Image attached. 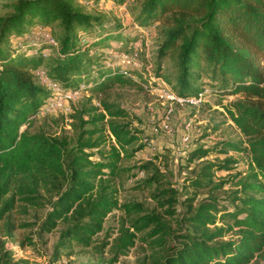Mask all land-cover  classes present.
<instances>
[{"label":"trees","instance_id":"obj_1","mask_svg":"<svg viewBox=\"0 0 264 264\" xmlns=\"http://www.w3.org/2000/svg\"><path fill=\"white\" fill-rule=\"evenodd\" d=\"M79 1L17 0L10 13L0 15V219L14 208L16 195L41 208L47 204L41 188L54 193L38 225V233H48L60 221L66 223L50 264L58 261L72 243L91 246L93 237L103 230L105 217L115 209L124 218L112 243L110 263L134 245L136 233L152 229L142 240L156 234L151 243L158 244L170 233L161 217L141 202H118L114 179L131 171L121 161L146 147L145 143L134 146L141 130L117 120L129 115L124 108L102 102L108 118L103 113L93 114L89 121L92 127L80 132L73 145L65 137L28 131L30 120L52 95L37 81L35 70L43 69L65 90L81 84L99 89L106 81L127 80L125 75L132 70L114 65L113 58L105 54L133 53L138 38L132 28L105 30L104 18L84 12ZM136 11L135 22L141 28L160 20L168 25L157 57L160 61L167 55L174 56L180 73L175 84L159 72V67L155 75L171 85L172 93L183 97L204 93L205 88L195 82L197 72L208 69L211 85L222 94L245 92L252 98L248 103L234 101L223 106L245 136L244 148L241 141H222L197 146L185 156L190 163L210 153L247 151L248 175L239 180L240 188L230 195L236 204L220 205L218 198L210 195L194 205V198L187 197V216L182 219L191 231L179 235L184 241L173 254L163 257L162 264L256 262L264 251V0H141ZM55 24L60 27L57 35L52 28ZM39 27L43 34L35 36ZM95 149L101 157L93 154ZM235 162L231 156L208 161L189 182L196 188L221 189L228 180H214L215 172L230 170ZM160 179L156 172L134 187L148 189L161 183ZM11 189L13 192L7 195ZM154 198L165 207V214H175L178 198L174 189L157 190ZM235 228L238 235L225 238ZM107 243L95 247L101 249Z\"/></svg>","mask_w":264,"mask_h":264},{"label":"rangeland","instance_id":"obj_2","mask_svg":"<svg viewBox=\"0 0 264 264\" xmlns=\"http://www.w3.org/2000/svg\"><path fill=\"white\" fill-rule=\"evenodd\" d=\"M16 1L0 0V15L10 13L12 4ZM139 1L141 0H125L122 3L113 0H100L97 3L79 1L84 12L101 15L104 18L105 30H115L119 26L132 28V34H136L138 38L133 44L137 43L142 65L137 67L138 69L131 68L130 73L125 75L127 80L124 78V81H106L99 89L88 88L82 91L81 97L70 103L69 109L63 106L61 110L48 115L35 116L30 120L28 131L65 137L73 145L80 132L92 127L89 121L93 114L103 113L106 119L108 118L102 102L124 108L129 115L117 120L129 122L133 129L141 130L140 140L134 146L145 143L146 147L137 151L130 159L121 161V164L131 168V171L114 179L118 189L116 195L118 202H141L149 212L153 211L161 217L169 227L170 233L165 235L163 243L158 244L151 243L158 237L156 234L142 240V236L152 229L138 232L134 245L126 254L110 263L114 256L112 243L119 234V227L124 218L123 213L115 209L105 217L103 230L93 237L91 246L82 247L72 243L68 249L62 251L58 261L53 264H162L163 257L173 254L184 241L179 235L191 231V227L182 219L183 216H187V204L184 200L192 197L193 204L196 205L213 195L218 198L220 205L233 207L236 203L231 202L230 195L240 188L239 180L248 175L250 154L247 151L228 150L227 153H210L194 162L186 161V154L200 145L241 141L240 147L246 146L245 136L229 118L223 106L234 101L248 103L252 98L245 92L222 94L216 85H211V72L208 69L198 71L195 82L206 89L202 101L195 106L172 102V111L168 118L170 130L155 131L165 119L168 105L171 103L160 98L157 91L158 86L164 83L169 90L171 85L165 79L157 78L155 72L159 67V72L169 77L172 84H175L180 71L174 56L167 55L160 61L157 57L158 48L165 39V29L168 28L166 22L160 20L147 28H141L136 24V6ZM52 28L55 35L59 34L60 27L57 24ZM86 108L95 109L91 112L83 111ZM26 126L22 125L21 130ZM93 154L97 158L101 157L96 149L93 150ZM225 156H231L236 162L231 165L230 170L215 172L214 180H228L221 189L212 191L207 186L196 188L190 184L189 180L198 174L204 163L221 160ZM156 172L161 176V183L144 190L135 189L136 184ZM162 188L175 190L178 202L174 205L176 212L173 216L165 214V207H161L154 198L157 190ZM11 192L13 189L7 195ZM40 192L47 202L46 207L29 205L16 195L14 208L0 219V264H50L49 258L66 223L60 221L50 232L38 233V225L49 209L48 200L52 196L55 198V194L45 188H41ZM124 227L127 228L128 225L124 224ZM237 231L235 228L225 238H235L238 235ZM104 241L108 242L104 247L101 249L95 247ZM248 264H264V251L256 262L251 261Z\"/></svg>","mask_w":264,"mask_h":264},{"label":"built area","instance_id":"obj_3","mask_svg":"<svg viewBox=\"0 0 264 264\" xmlns=\"http://www.w3.org/2000/svg\"><path fill=\"white\" fill-rule=\"evenodd\" d=\"M135 26H137L135 24ZM42 29L41 27L38 28V30L34 33L35 36L41 35ZM47 39L50 42H54V39L51 36L46 35ZM137 43L133 44L134 52L133 53H114L113 51H107L105 54L111 58H113L114 65L120 66L122 68H135L138 69L141 64L139 59V52H138V46H136ZM34 74L36 75L37 81L44 85L47 89H50L52 91V95L50 99H48L39 109L36 116L40 115H48L52 112L61 110L63 106L70 108V103L77 101L81 96L82 91L87 90V85L81 84L78 88L72 89V90H65L60 84L53 82L49 79L47 74L44 72L43 69L35 70ZM158 94L159 97L163 100L170 101L168 105V109L165 115V119L162 121V123L158 126V128H155V131H164L168 132L170 130L169 128V115L172 111V102L178 103L180 105L186 104L189 106H195L199 104L204 96V93H199L197 96L192 97H183L178 96L174 93H172L168 87L165 85L158 86ZM206 91V89H204Z\"/></svg>","mask_w":264,"mask_h":264}]
</instances>
